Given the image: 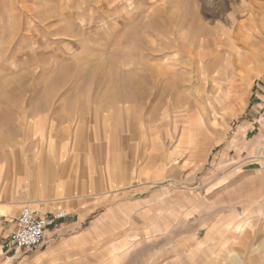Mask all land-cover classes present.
<instances>
[{
	"label": "rangeland",
	"instance_id": "obj_1",
	"mask_svg": "<svg viewBox=\"0 0 264 264\" xmlns=\"http://www.w3.org/2000/svg\"><path fill=\"white\" fill-rule=\"evenodd\" d=\"M262 101L264 0H0V201L116 203L96 264H118L117 238L174 247Z\"/></svg>",
	"mask_w": 264,
	"mask_h": 264
},
{
	"label": "crops",
	"instance_id": "obj_2",
	"mask_svg": "<svg viewBox=\"0 0 264 264\" xmlns=\"http://www.w3.org/2000/svg\"><path fill=\"white\" fill-rule=\"evenodd\" d=\"M261 110H264V101L252 109V113L258 114ZM241 132H244L243 140L233 155L234 163L215 181L208 208H192L185 222L181 207L175 213L174 247L163 250L160 242L153 241L138 254L134 249L129 250L134 240L117 238L105 246L109 248L117 241L118 246L125 249L126 252L118 253V264H264V163L247 160L257 147L264 149V116L250 119ZM83 201L75 199L64 205L70 216L67 214L57 228H47L41 247L18 253L4 250L3 246L14 231L16 217L24 205L16 202L9 206L0 201V257L13 253L9 259H22L18 264H96V246L103 247L102 228L114 218L121 220L120 215L113 216L120 207L116 203L109 204L108 199ZM98 211L101 214L86 225L88 217ZM204 216L207 218L203 220ZM248 220L252 223L248 229L259 228L263 233L260 242L255 241L257 235L250 237L253 243L250 253L243 244L244 224ZM184 223L185 227L189 223L191 229H184Z\"/></svg>",
	"mask_w": 264,
	"mask_h": 264
},
{
	"label": "built area",
	"instance_id": "obj_3",
	"mask_svg": "<svg viewBox=\"0 0 264 264\" xmlns=\"http://www.w3.org/2000/svg\"><path fill=\"white\" fill-rule=\"evenodd\" d=\"M42 208L44 207L24 205L20 209L16 217L15 229L9 235L4 248L13 249L15 253L28 252L45 243L47 228H57L59 222L66 217V213L62 209L44 212Z\"/></svg>",
	"mask_w": 264,
	"mask_h": 264
}]
</instances>
